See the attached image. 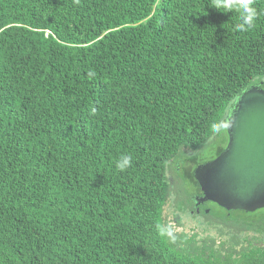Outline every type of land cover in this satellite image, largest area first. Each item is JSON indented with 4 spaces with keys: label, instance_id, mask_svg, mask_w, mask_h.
<instances>
[{
    "label": "trees",
    "instance_id": "obj_1",
    "mask_svg": "<svg viewBox=\"0 0 264 264\" xmlns=\"http://www.w3.org/2000/svg\"><path fill=\"white\" fill-rule=\"evenodd\" d=\"M210 5L0 0V264H264V209L164 218L172 162L264 82V0L245 32Z\"/></svg>",
    "mask_w": 264,
    "mask_h": 264
},
{
    "label": "water",
    "instance_id": "obj_2",
    "mask_svg": "<svg viewBox=\"0 0 264 264\" xmlns=\"http://www.w3.org/2000/svg\"><path fill=\"white\" fill-rule=\"evenodd\" d=\"M228 128L227 149L195 172L202 200L228 211L255 212L264 208V90L252 86L243 92Z\"/></svg>",
    "mask_w": 264,
    "mask_h": 264
},
{
    "label": "rangeland",
    "instance_id": "obj_3",
    "mask_svg": "<svg viewBox=\"0 0 264 264\" xmlns=\"http://www.w3.org/2000/svg\"><path fill=\"white\" fill-rule=\"evenodd\" d=\"M227 128V126L223 127L221 132L209 139V141L199 151L200 158L202 160H212L216 157L219 145L227 142ZM168 175H174L173 165L170 166ZM195 192V186L190 182L188 183L187 180H184V178H178L177 182L171 185V197L164 210V218L168 223H170V221L176 216L177 208H183L185 204H189V196ZM208 207L212 209L218 217L223 215L222 210L218 207L211 204H209ZM184 213L186 215L181 214V220L176 219L175 225H172V229L175 233L196 235L198 239L209 235H216L218 233L216 226H209L211 222L216 221L214 216L206 218L202 216V213L200 215H190L188 210H185Z\"/></svg>",
    "mask_w": 264,
    "mask_h": 264
},
{
    "label": "flooded vegetation",
    "instance_id": "obj_4",
    "mask_svg": "<svg viewBox=\"0 0 264 264\" xmlns=\"http://www.w3.org/2000/svg\"><path fill=\"white\" fill-rule=\"evenodd\" d=\"M254 86H257L261 90H264V82L263 81L257 82V84H255ZM238 98H236L235 101L233 102V104L230 105V107L228 108L227 116H226V125H225L227 127H228L229 119L232 116V112L234 110V107H235V104L237 103ZM229 143H230V133H229V128H227V142L225 144L223 143V144L219 145L216 157L214 159L202 160L200 158V153H199L200 150H198V151L187 150L185 157L182 156L178 160L172 162V164H171L174 166V175L173 176L168 175L170 185L175 184L177 182L178 178H180V179L184 178V180H187L188 183L191 182L192 176L195 177V172H196L197 168L201 165L212 162L216 158H218L227 149ZM200 188H201V191H198V189L196 188V192L193 193L191 196H189L190 197V201H188L189 204H185L183 208H177L176 207L177 213H176V216L173 218V220L170 221V225H175L176 219L181 220L180 215L181 214L186 215L184 213L185 210H188L190 215H196V214L200 215L202 213V211L209 212L210 208L208 207V205L210 203H214V202L209 201V200L203 201L202 198L204 196V192L202 190L201 185H200ZM214 204H216V203H214ZM262 209H264V208H262ZM259 210H261V209H259Z\"/></svg>",
    "mask_w": 264,
    "mask_h": 264
},
{
    "label": "clouds",
    "instance_id": "obj_5",
    "mask_svg": "<svg viewBox=\"0 0 264 264\" xmlns=\"http://www.w3.org/2000/svg\"><path fill=\"white\" fill-rule=\"evenodd\" d=\"M210 6L224 14L232 13L236 17L233 23L236 32H245L252 28L258 17L257 9L254 7V0H211ZM223 124L224 119L214 122L212 124L213 133H220ZM130 166L131 158L128 155H121L116 161V167L120 170L127 169Z\"/></svg>",
    "mask_w": 264,
    "mask_h": 264
}]
</instances>
